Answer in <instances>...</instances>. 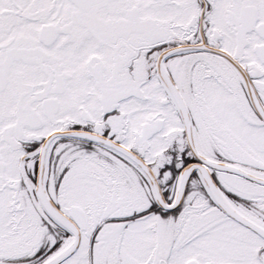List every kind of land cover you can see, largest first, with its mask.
Segmentation results:
<instances>
[{
	"label": "snow or ice",
	"instance_id": "1",
	"mask_svg": "<svg viewBox=\"0 0 264 264\" xmlns=\"http://www.w3.org/2000/svg\"><path fill=\"white\" fill-rule=\"evenodd\" d=\"M0 264H264V0H0Z\"/></svg>",
	"mask_w": 264,
	"mask_h": 264
}]
</instances>
